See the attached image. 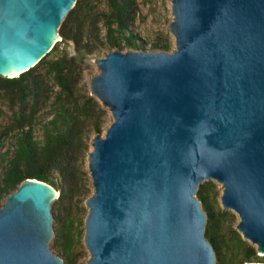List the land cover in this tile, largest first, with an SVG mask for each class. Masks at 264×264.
<instances>
[{"label": "water", "instance_id": "obj_1", "mask_svg": "<svg viewBox=\"0 0 264 264\" xmlns=\"http://www.w3.org/2000/svg\"><path fill=\"white\" fill-rule=\"evenodd\" d=\"M76 2L0 0V77L37 65ZM170 11L174 50L94 61L89 95L112 122L86 157V264H216L197 198L207 181L264 256V0H170ZM58 196L24 180L5 198L0 264H64L49 248Z\"/></svg>", "mask_w": 264, "mask_h": 264}, {"label": "trees", "instance_id": "obj_2", "mask_svg": "<svg viewBox=\"0 0 264 264\" xmlns=\"http://www.w3.org/2000/svg\"><path fill=\"white\" fill-rule=\"evenodd\" d=\"M99 3L106 5V13L97 11ZM133 4L134 0H77L58 30L60 42H71L74 54L54 46L29 71L16 78L0 77V98L11 111L10 123L0 132V149L8 146L0 152V202L24 180L46 183L59 192L51 209L61 214L66 224L61 228V217L52 218L58 226L52 243L64 264H75L72 248L75 235L81 232L75 234L76 215L71 211L73 203L88 194L85 163L89 142L102 134L107 116L99 102L80 86L84 61L101 46L145 50V44L138 43L128 29L134 21ZM101 27L104 42L99 38ZM168 49L166 39L150 45L152 51ZM44 108L45 118L39 114ZM219 196L212 181L202 183L197 190L206 214L204 236L213 247L216 264H264V256H257L254 246L236 230L226 229L231 216L218 206Z\"/></svg>", "mask_w": 264, "mask_h": 264}, {"label": "rangeland", "instance_id": "obj_3", "mask_svg": "<svg viewBox=\"0 0 264 264\" xmlns=\"http://www.w3.org/2000/svg\"><path fill=\"white\" fill-rule=\"evenodd\" d=\"M134 21L129 25V31H131L134 35L137 36L139 40H141L149 49L150 45L156 41L161 39H166L167 43L169 45V49L167 52H170L174 50V39L169 33V24L172 20L171 11H170V0H134ZM97 11L99 13L104 12L106 13L107 7L104 3L97 4ZM100 40L101 42H104V30L101 27L100 29ZM58 42L61 41L57 40ZM56 43L55 46H58V50L60 52L66 51L69 52L70 55L74 54V47L71 42L68 44H63L62 42ZM130 49L125 48L122 50V52H126ZM113 51L110 48L106 46H101L97 51H95L93 54L89 55L85 58L84 65H83V74H82V81L80 82V86L83 87V90H86L89 92V81L92 76L96 75L98 73L97 68L95 66L94 61L96 59L102 58L105 54L108 52ZM152 51V50H151ZM156 52V51H155ZM56 53V52H55ZM54 53V54H55ZM41 69H39L40 71ZM0 110L2 112V115L0 117V132L2 129L7 126V124L10 123L11 120V111L8 108V105L6 101L2 98H0ZM107 111V110H106ZM45 112H47V109H41L40 115L46 117ZM112 122V118L107 111L106 116V122L103 125V131L102 134H104L105 129L109 126V124ZM38 129L36 128L35 131V137L40 138L41 134ZM10 142V139L9 141ZM8 146L5 144L2 149H0V152H4L5 149ZM90 142H89V151H90ZM88 151V152H89ZM0 166V173H1ZM85 170H86V163H85ZM87 172V171H86ZM89 178V177H88ZM213 182V181H212ZM219 192V195H221V187L217 183L213 182ZM87 188H88V194L87 196L80 202L76 201L73 203L72 207V213L75 214V224L73 226V229H75L76 232L80 231V236L75 235V243L72 248V252L75 255V264H86V261L89 258V254L84 246L83 243V237H84V220L87 214V208L85 207V200L92 194V187L90 184V179L87 181ZM5 200V199H4ZM4 200L0 202V206L3 205ZM218 206L220 207L219 198H218ZM221 208V207H220ZM228 212L231 216L230 220L226 222V229L229 230V228H232L235 230V226L237 225L239 219L238 216L232 212V211H225ZM51 215L52 217H55L56 215H59L60 218V227L62 228L63 225H65V218L61 216V214H58L55 210L51 209ZM57 223L55 224L52 222V231H53V238L56 236V228ZM49 243L50 250L57 255L60 256V252L54 247L52 241ZM62 238L60 237V240ZM247 242V241H246ZM248 243V242H247ZM257 256L261 257L263 255L257 253Z\"/></svg>", "mask_w": 264, "mask_h": 264}, {"label": "bare ground", "instance_id": "obj_4", "mask_svg": "<svg viewBox=\"0 0 264 264\" xmlns=\"http://www.w3.org/2000/svg\"><path fill=\"white\" fill-rule=\"evenodd\" d=\"M57 40H59V38L57 36H55L54 39H53V42H56ZM7 74L10 77L16 76V72H14L12 70L10 72H8ZM56 195H57V192H56Z\"/></svg>", "mask_w": 264, "mask_h": 264}]
</instances>
